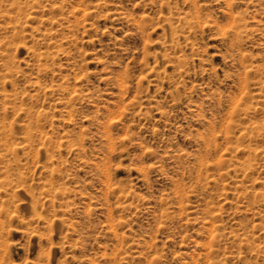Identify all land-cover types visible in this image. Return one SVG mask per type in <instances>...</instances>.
<instances>
[{"label":"rangeland","instance_id":"374dc122","mask_svg":"<svg viewBox=\"0 0 264 264\" xmlns=\"http://www.w3.org/2000/svg\"><path fill=\"white\" fill-rule=\"evenodd\" d=\"M0 264H264V0H0Z\"/></svg>","mask_w":264,"mask_h":264}]
</instances>
